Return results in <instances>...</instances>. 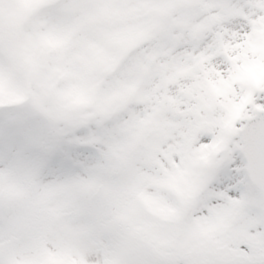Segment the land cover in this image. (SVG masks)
<instances>
[{
  "label": "snow or ice",
  "instance_id": "snow-or-ice-1",
  "mask_svg": "<svg viewBox=\"0 0 264 264\" xmlns=\"http://www.w3.org/2000/svg\"><path fill=\"white\" fill-rule=\"evenodd\" d=\"M0 264H264V0H0Z\"/></svg>",
  "mask_w": 264,
  "mask_h": 264
}]
</instances>
